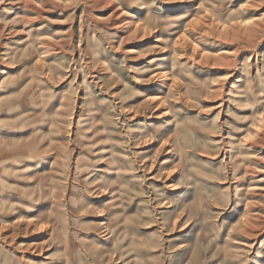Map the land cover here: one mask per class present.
I'll return each instance as SVG.
<instances>
[{
	"label": "rangeland",
	"instance_id": "1",
	"mask_svg": "<svg viewBox=\"0 0 264 264\" xmlns=\"http://www.w3.org/2000/svg\"><path fill=\"white\" fill-rule=\"evenodd\" d=\"M0 264H264V0H0Z\"/></svg>",
	"mask_w": 264,
	"mask_h": 264
},
{
	"label": "bare ground",
	"instance_id": "2",
	"mask_svg": "<svg viewBox=\"0 0 264 264\" xmlns=\"http://www.w3.org/2000/svg\"><path fill=\"white\" fill-rule=\"evenodd\" d=\"M223 52V51H222Z\"/></svg>",
	"mask_w": 264,
	"mask_h": 264
}]
</instances>
